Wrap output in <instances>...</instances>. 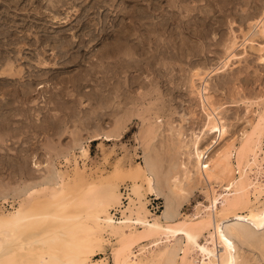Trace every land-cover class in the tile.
Here are the masks:
<instances>
[{"label": "bare ground", "instance_id": "obj_1", "mask_svg": "<svg viewBox=\"0 0 264 264\" xmlns=\"http://www.w3.org/2000/svg\"><path fill=\"white\" fill-rule=\"evenodd\" d=\"M19 1L20 0H18L17 2L14 1V3H18ZM51 1L50 3H52ZM103 1L105 2V0ZM139 1L141 2V0H137V2ZM143 1L144 3L142 5L137 3L138 8L133 7L130 10L125 9L124 12L119 15L122 16L120 18V23H122V25L121 27H118L119 29L117 30L114 29L116 24L114 25V30L112 32L115 35V41L107 42L94 54L92 52V54L89 53L88 55L90 56L86 58L89 59V66L84 70H80L77 73L71 75V77L69 78L67 76V78H62L66 85L57 88L55 86V90L50 88L51 94L49 95V98L45 97L44 101L48 102L50 100L53 101L55 105L63 107L65 106V104L70 102L71 105L73 103V105L76 104V107H78V105L84 103L82 101L83 98L85 99V97H87L92 109L94 107V99L97 106L93 108V110L90 109L91 112H93V115L90 114V112L88 114L86 112L83 113V115L85 114V116L82 118L90 120L93 119L92 121L99 120L98 123H101L103 115L108 114V116L112 117V127H110L109 130H105V132L103 133H97L96 135H94V137L92 136L94 139L105 138L107 140H115L123 135L129 122L134 117H139L141 119V124L138 130L137 139L139 140L138 143L142 144V146L144 147L143 152H145V155L143 156L145 159V164L138 165L137 168L132 169V171L128 173V177L132 179V183H129L124 191H122L123 189H121L120 183L118 182L119 180H117L118 178L111 179L109 177V179L103 171L97 169L93 170L87 168L86 166H81L76 158V155L75 157L73 156V161L67 154L64 155L67 162L66 168L54 166L55 164L53 163V158H48L49 161H47V163L44 165L48 167L49 173L45 171V174L42 175V179H40V175V177L38 178L40 181L38 179V181L33 182L30 181L31 179L27 181V177L24 176L27 179L25 180L27 182L24 181L26 185L25 189L23 187H20L21 190H19V188H15L19 185L13 184L14 182L11 183L15 186L10 187V182L8 181V183L5 184V179H2V182L4 184L0 182V196L4 191H6V195L8 194V190H6V188L8 187H10L9 190L15 188L16 192L18 190L19 193H16L13 190V192L16 193L15 196L17 195V200L12 203L11 208H7L4 204H0V264H264V98L256 101L258 103V109L255 119H252L253 121L251 120L250 123L247 122L249 125L245 126L241 130V133H232L233 131L231 132L229 122L231 118L229 119L226 116L228 113H223L224 109H222V103L218 104L214 100L212 86L209 82V76H212L210 74L213 72L214 74H216L223 69L225 70V68L230 64V61H232L233 58L243 60L242 57H244L245 55L241 56L240 54L242 52H236L237 48L241 45L244 46V52L247 51L249 47L251 50L258 53V60L260 62H264V42L260 43L261 41H264V7L262 8L261 13L259 12L260 14L254 15L253 17L249 15L250 12L248 13L246 11L247 9L245 10V12H243L244 14L246 13L245 15H243V13L239 15L238 19L240 20V30L238 29V32L241 33V39H239L236 28H233L234 24L238 23V20L235 18H231V36L228 38V42H225L227 56L222 62L220 61L221 63L218 66L209 68V65L207 64L208 66H205L201 63V60L199 63L201 67L198 65L197 61V64H190V67L192 65H197V67L194 66L192 69L189 68L191 70L190 74L187 72L189 74L187 76V87H189L191 94H194L199 98V106L204 113V120L202 124L199 123L200 125L198 124L197 126L196 123V126H193L192 128H186L185 126L183 128V125L178 128L179 125L176 126L175 123H173V125L172 123L168 124V127H166L165 125L164 127H162V125L164 124V122L162 121L164 119H162L161 116L165 114V106L167 104H163V106L161 104L158 105L159 102L157 101H159V99L161 98L156 99V101L154 99L159 96V94L157 95V93L160 92V81L157 78V74L158 76L164 75V77H171V67L173 66L171 64L170 67L166 63L167 61L164 62L162 60L163 57H170L168 59L171 62V58H175L177 57V55L179 56V52L177 49V55H174V52L172 53L173 55L171 53L168 54V51L171 49V47L169 49V45L172 44L171 42H173L174 35V29L170 30L169 28V20L173 17V14L168 15L170 13L167 9L165 10L163 5L162 9L165 10L164 13L167 11L168 14H161L160 11L162 10L160 0ZM186 1L188 2V0H170V5L175 6L177 5V3H186ZM56 2L61 1L56 0ZM226 2L228 1L226 0ZM53 4L54 2L52 3V5ZM110 4H108V6L112 7L110 6ZM102 5L104 4H101V6ZM227 5L228 3L226 4V8L228 7ZM209 6L212 7V5L208 4L206 10L204 9L205 7L200 6V9L198 8L199 10H201L199 13L202 12L204 14H193L195 16H192V19H195L196 17L197 21L199 22L201 20H205V18H207L208 16L209 19L212 18L211 15H209V12H212L213 9L210 8L211 11H207L209 9ZM53 7H55V5H53ZM97 7L99 8L98 5L96 6V8ZM185 7L186 9H189V11H191L188 5L183 6V8ZM220 7H222V5H220ZM224 7L225 6H223V8ZM256 7L259 8L257 4L255 8ZM194 9L195 8H193L192 11H194ZM179 14L181 13L179 12ZM98 15H100V13ZM182 15L183 14H181V16ZM190 15H192V13ZM126 17H130V22H125L122 20ZM25 18L27 17L25 16ZM179 19L181 21V23H179L182 29L181 33L184 34L186 31L185 29H187L192 25L193 22H195L193 20V22H189L191 21L189 20V18L188 21L185 22L187 24L183 25L181 17H179ZM206 22L205 26H207ZM208 23L209 22H207V24ZM197 27L196 29L197 31H199L201 28L198 29ZM210 29L208 28L209 31ZM92 31L90 30V32ZM191 31H194V29ZM199 33L202 32L199 31ZM199 33L197 32L196 36H198ZM205 35L207 34L205 33ZM205 35L203 34V37ZM92 37L95 38V34L94 36L92 35ZM198 37L200 38V36ZM40 39L38 41H40ZM50 39L51 38H49V40ZM56 39L57 38L54 39V42ZM166 39H168L167 41L168 43H170L168 44V46L167 43L164 45ZM47 40L45 39L44 41L46 42ZM70 40L72 39H68L70 43H67L68 41L64 42L67 44L63 45V49L61 48L62 50L59 49L64 43L60 44L61 46L56 47V45H53L51 47L53 51L51 52V54L55 53L56 55H59L56 56V58L62 57L63 60L60 61L63 62L61 64L59 60H56L54 62L49 61L47 58L48 56L46 57L45 55V57H43L42 51H39L38 49L39 52H37L39 53V57L40 55L42 57H40L38 61L36 60L37 63L33 65L38 68L40 66V69L41 67L43 69L58 68V70H55L59 73L65 71L66 68L72 65L71 63L76 62L77 59L80 58V54L77 55V52L75 53V55H73L72 58H70L72 49L69 50L71 51V54L69 55L70 57L67 56L69 48H65L66 45H68V47H71L76 43V39L74 41ZM41 41H43V39ZM90 41H88V44L90 43ZM188 41L189 40H187V43ZM239 41H242V43L240 44ZM255 41L258 42L255 43ZM24 42H26V40ZM51 42L54 43L53 41ZM3 43L1 44L2 47ZM31 43L34 44L33 41H31ZM43 44L44 46H48V43ZM88 44H85V46H87ZM4 45L11 46L10 43ZM49 45L52 44L50 43ZM77 46L75 45L74 48ZM199 46L200 44L198 45V47ZM91 47L88 46V50L89 48L91 50ZM173 47L176 48V46ZM192 47L190 46L188 48ZM36 48H39V46H37ZM41 48L42 50H44L45 47L43 48L42 46ZM11 49L13 48L8 49V51ZM15 49H20V47H15ZM16 50L13 49V51ZM193 50L194 47L190 50L192 51L191 53H193ZM195 50L197 51V49ZM199 50L200 49H198V51ZM8 51L2 52L7 54ZM182 51L180 52V55ZM249 51H247L246 55H248ZM19 52L21 53L22 51L20 50L18 51V53ZM46 52L47 51H45V53ZM73 52H75V50ZM187 52L190 53L188 49ZM14 53L15 55L18 54L16 52ZM194 54L195 52L193 53V55ZM16 56L17 57L15 59L13 58V55L10 56V54L0 55V63H2L0 64V78L1 80H4L5 84H7L6 82H9L8 85H10L13 82L12 80L17 81L25 76H22L24 74L22 72V68L16 69L20 65L19 63V65L16 66L18 61L22 63L21 59L18 58L19 55ZM94 57L95 62L92 59ZM184 57L187 58V56ZM184 57H182V59H184ZM176 60L179 61V59L177 58ZM86 62L88 61L86 60ZM174 62L172 61L173 65ZM77 63H79V61ZM186 64L189 65V63L187 62ZM202 65H204L205 68ZM30 67H33L32 63ZM207 67L208 69H206ZM33 70L34 72L36 71V69ZM145 70L149 72L152 71V73H155V76L153 77L151 75L152 78L148 79L146 76L150 77V74L148 73L149 75L146 76L143 75L145 74ZM27 71L30 72L32 70ZM181 71L185 70L183 69ZM97 72L104 73V76L101 77V80L99 78L96 81L99 86L103 87L104 89H100L99 87L98 90L100 89L101 91L99 90L98 92V90H96L94 92L93 89L96 86H92V91L88 89L85 91L83 87L89 85L88 82L97 77ZM132 72H136V74L133 73V75H131ZM183 73V75H181L182 77L186 74L185 72ZM35 75L37 79L38 76L40 78L43 74L41 76L39 74ZM56 75L59 74L57 73ZM173 77H175V75H173ZM29 78H25V80H29ZM184 81L182 83H184ZM24 82L21 84H24ZM35 83H29L30 85H25V87L23 86V90L19 89L20 85L18 86L19 88L16 87V89H0V132H3L2 134H0V139H2L3 137L5 138V136H10V134L12 135V133H15L12 132L15 130L14 126L12 125V123H15L12 121L13 117L19 114L18 112L23 111L20 110V105L18 106L20 111H16L18 108L15 103L18 102L20 104H28L30 103V100H35V98L31 99V97H33V92L37 90V88H35ZM38 83L41 82L39 81ZM69 83H71L72 85H69ZM70 86L73 87L74 92H72L74 93V95H76V98L74 95L73 98H71V95H69L70 90L68 89V87ZM135 86H139L141 87V89L143 87L145 92H143L142 96H134V94L131 93L132 88H134ZM43 87H45V84H39L38 86V88L40 89H43ZM40 89L38 90L42 91ZM103 90H107L108 93L106 92L107 94H103ZM141 91L137 93L139 94ZM42 92L44 93L45 91L43 90ZM1 94L3 95L2 97ZM78 96L80 97L78 98ZM141 100H143V102ZM147 100L149 102L148 106L146 105ZM106 103L107 106L110 107V110L108 109V113L106 111L105 113H103V111L100 110H103L101 109L102 107L105 108L104 105L106 106ZM251 104H247L248 107L246 106V109H249ZM34 105H37V103H35ZM168 106H170V104ZM23 107L24 106H22V108ZM98 107H100V110ZM71 108L73 110H70L73 113L71 117L82 120V118L80 117L81 114L79 113L80 111L78 110V113L80 114L79 116L76 108L70 107V109ZM166 108L168 107L166 106ZM22 114H24V112ZM173 115L171 117H173ZM183 116L184 120H188L186 113L183 114ZM183 116L181 115V120ZM35 120L36 119H34L33 121ZM84 121L87 122L86 120ZM84 121L83 124L85 123ZM169 121L167 122L169 123ZM50 122L53 125L55 124V126H58L55 121ZM50 122L48 123L50 124ZM93 124H95V122H93ZM98 125L96 124L95 126ZM20 128H16V130L19 131ZM46 128H48V126ZM161 129H165L164 132L162 131V134L164 133L163 136L165 135V131H167L169 135L171 134L170 139H172L168 140L171 142V144L167 142L169 148L167 149L165 147L166 149H163V151H161L162 148L161 150H158L157 148L159 147H156L157 145L154 144L156 138L160 135ZM2 140L4 142V139ZM167 143H164V145H167ZM172 145L175 146L173 149L170 147ZM70 146H67V148L69 149ZM80 147L81 155L86 157L89 154L88 147L83 144ZM68 149L67 151H69L71 148L69 150ZM60 151L61 149H59V152ZM61 153H63V149ZM9 154H11L12 156V153L9 152ZM179 154L181 157L179 156ZM2 155L4 156V154ZM55 155H57L56 152ZM8 156L9 155H7L5 160H8ZM24 156L26 158V155ZM15 158L16 157L14 155L13 159ZM15 160L13 162L11 160L10 162L9 158V162L12 163L13 166H15ZM167 162L168 166L166 167L165 163ZM7 163L8 161L6 162V164ZM38 164L40 165V163ZM38 164L35 165L38 167ZM24 165L22 166L24 167ZM13 166L10 165V167ZM47 167L44 166V168L46 169ZM14 168L13 170L11 168V171H14ZM44 168H42L41 170H45ZM118 169L119 168H117V172H119ZM38 170L39 169L37 168V172L41 171ZM21 171L22 170H20L19 172L22 174L25 173ZM14 172H16V170ZM26 172L30 174L29 171ZM10 173L11 172H9V174ZM22 174H19L18 179L21 178ZM39 174H36V176H34L33 178H37V175ZM27 176L29 177L30 175ZM7 177L9 176L7 175ZM15 178L12 177L11 179ZM18 179L16 181L19 183L22 179L20 181H18ZM6 185L9 186L7 187ZM197 188H200V191L203 190L206 196V200L197 201V203L193 205V210L191 212H183L184 203L191 200V197L193 196ZM150 194L156 195V198L163 197L165 199L164 209L161 210L160 213V206L158 205L157 207L154 204L153 198H149Z\"/></svg>", "mask_w": 264, "mask_h": 264}, {"label": "rangeland", "instance_id": "obj_2", "mask_svg": "<svg viewBox=\"0 0 264 264\" xmlns=\"http://www.w3.org/2000/svg\"><path fill=\"white\" fill-rule=\"evenodd\" d=\"M14 1H18V0H14ZM13 0H0V55H9L12 56L13 55V58L16 59V55H19L18 58L21 59L22 63L20 61H18L17 65H19V67H17L16 69H19V68H22V72L24 73L22 76H27V77H23L22 79H19L17 81L15 80H12L13 82L9 84V82H6L7 84L4 83V80L0 78V89H4L5 88H13V89H16L19 88L18 86L20 85V88L19 89H24L23 86L25 87V85H30L29 83H35V88H37L36 91L33 92L31 99H34L35 100H30L28 104H20L18 102L15 103V105L18 106L20 105V110H23V111H20L19 108L16 110V111H20L18 112L19 114L15 115L13 117V122L15 123H12V125L14 126L15 130L12 131V132H15V133H12V135L10 134V136H5V138L3 137L2 139H4V142L2 139H0V182H2L3 180L2 179H5L4 180V183L7 184L8 181L10 182V187H14L15 185H19L18 187L16 186L15 188H19L20 187H23L24 189L26 188V185H25V182L29 181H38L40 175H41V178L42 179V175L45 174V171H47V173H49L48 171V167L44 164L47 163L48 158L49 159H52L53 160V163L55 164L54 166L56 167H61V168H66V158L64 157V155H68L72 160L74 159L75 155H76V158L79 162V164L81 166H86L87 168L89 169H97V170H100V171H103L105 173V175L108 176V178L110 177L111 179H117L119 180L118 182L120 183V186H121V189H123L122 191H124L126 189V186L129 184V183H132V179L130 177H128V173L130 171H132V169H135L137 168L138 165H143L145 164V159H144V156L145 155V152L144 151V147L142 146V144L138 143L139 140L137 139V134H138V130L140 128V124H141V119L139 117H134L128 124L127 128L125 129L123 135L115 140H107L105 138H99V139H94V135H96L97 133H103L105 132V130H109L111 126V123H112V117L111 116H108V114H105L103 115L102 117V121L101 123H98L99 120H90V119H84L82 117L85 116V114L83 115V113H86L87 114L90 112V114H92L93 112H91V110H93V108H95L97 106L96 102L94 101L93 99V108L91 109V106H90V103L88 102V98L85 97V99L83 98V102L84 103H81V105H78V107H76L77 105H71L70 102H68L67 104H65V106H57L53 103V101H44V98L47 97L49 98V95L51 94L50 93V88L55 90L57 87H62L63 85H66L63 81L62 78H69L71 77V75L77 73L78 71L80 70H84L85 68H87L89 65V59H86L88 58L90 55H88L89 53L90 54H94L96 53V51H98L99 49H101L107 42L109 41H115V35L114 33L112 32L114 29L117 30L119 29L118 27H121L122 23L121 22V17L122 16H119L122 12H124V10L126 9H132L133 7L135 8H138V4L142 5L144 3L143 0H141V2H137V0H105V2L103 0H66L68 2H65L63 0H60L61 2H56V0H20L18 3H14ZM47 1V2H46ZM50 1L55 5V7H53L52 3H50ZM59 1V0H58ZM78 1V2H77ZM99 1H102V2H99ZM143 1V2H142ZM213 1V2H212ZM225 3H224V2ZM228 2H226V0H203V1H200V0H188V2L186 1V3H177V5L175 6H171L170 5V0H160V5H161V14H168L167 11L164 13V11L167 9L169 11L170 14L168 15H172L173 14V17L169 20L170 22V30H173L174 32V35H173V42H171L172 44L168 43V39L165 40L164 42V45L167 43V46L168 44L169 45V49L171 47V49L168 51V54L169 53H173L174 52V55L178 54L177 53V50L179 52V56L177 55V57H173L171 58V62L168 58L170 57H166L164 58L163 57V61L166 62L170 67H171V64L173 67H171L172 69V72H171V77L168 78V77H164V75H159L157 74V78L159 79L160 81V92L157 93V95L159 94V96H157L155 99H158V98H161L159 99V104H161L163 106V104H167L166 106L168 108H166L165 106V109H166V112L165 114H163V116H161L162 119H164L162 122H164V124L162 125V127H164V125L166 127H168L169 125L168 124H171L173 125V123L176 124V126H178V128H180L182 125H183V128L184 126L186 128H192L193 126H196V123H197V126L198 124H202L203 123V120H204V113L202 112V109L200 108V104H199V98L197 96H195L194 94H191L190 90H189V87L188 86V83H187V76L190 74V70L195 66L197 67V65H192L190 67V64H197L198 62V65L200 66V60H201V63L204 64L205 66H208L209 68L210 67H213V66H218L227 56V52H226V43L228 42V38L231 36V27L232 25L230 24V21H231V18H235L237 19L238 23L234 24L233 28L237 30V34L239 36V39H241L242 36H240V32H238L240 30V25H239V22L240 20L238 19L239 15H241L243 12H245V10L249 13L250 16H254V15H258L261 13L262 11V8L264 7V0H227ZM234 3H233V2ZM236 1V2H235ZM56 2V4H55ZM75 2V4H74ZM82 2V3H81ZM104 2V3H103ZM109 2V3H108ZM124 4H123V3ZM216 2V3H215ZM238 2V3H237ZM10 3V4H9ZM49 3V5H48ZM60 7H59V5ZM70 3V4H69ZM74 5H73V4ZM89 3V4H88ZM92 3V4H91ZM99 3V4H98ZM107 3V5H106ZM111 3V4H110ZM138 3V4H137ZM162 3V4H161ZM168 3V4H167ZM191 3V4H190ZM212 3V4H211ZM220 3V4H219ZM228 3V7L226 8V4ZM9 4V5H8ZM51 4V5H50ZM62 4V6H61ZM65 4V5H64ZM94 4V6H93ZM101 4H104L101 6ZM108 4H110V6L112 7H109ZM115 4V5H114ZM188 5V7H190V10L189 9H186L183 8L184 5ZM209 5H212L209 6L208 10L207 11H211L210 8H212V12H209V15H211L212 18L209 19V16L207 18H205V20H201V21H197L196 17L195 19H192L193 17L192 16H195L193 14H204V13H199L201 10L200 9V6L202 7H205L204 9L206 10L207 6ZM225 4V5H224ZM259 6L255 8V6ZM11 5V6H10ZM19 5V6H18ZM58 5V6H57ZM85 5V6H84ZM90 5V6H89ZM99 6V8L96 6ZM117 5V6H116ZM123 5H124V8H123ZM162 5L163 7L165 8V10H163L162 8ZM196 5V6H195ZM199 5V6H198ZM220 5H222V7H220ZM23 9H22V7ZM122 6V7H121ZM216 6V7H215ZM223 6H225L223 8ZM27 7V8H26ZM89 7V8H88ZM103 7V8H101ZM107 7V8H106ZM121 9H119V8ZM126 7V8H125ZM169 7H170V10H169ZM192 7V8H191ZM197 7V8H196ZM237 7V8H236ZM10 8V9H9ZM87 8V9H86ZM109 8V9H108ZM194 9V11H192V9ZM199 8V9H198ZM224 10H223V9ZM236 8V9H235ZM18 9V10H17ZM107 9V10H106ZM221 9V10H220ZM24 10V11H23ZM87 10V11H86ZM120 12H119V11ZM182 10V12H181ZM188 10V11H187ZM227 10V11H226ZM233 12H232V11ZM257 10V11H256ZM115 11V13H114ZM173 11V12H172ZM186 13H185V12ZM206 11V12H207ZM220 11V12H219ZM240 11V13H239ZM242 11V12H241ZM13 12V13H12ZM28 12V13H27ZM118 12V13H117ZM176 12V13H175ZM179 12L181 14H183L181 16V14H179ZM219 12V14H218ZM252 12V14H251ZM254 12V13H253ZM260 12V13H259ZM7 13V14H6ZM12 13V14H11ZM16 13V14H15ZM100 13V15H98ZM108 13V14H107ZM175 13V15H174ZM192 13V15L190 14ZM211 13V14H210ZM256 13V14H255ZM84 14V15H83ZM87 14V15H86ZM188 14V16H187ZM225 14V15H224ZM246 14V13H245ZM243 13V15H245ZM14 15V16H13ZM57 15V16H56ZM118 15V17H117ZM191 17H190V16ZM213 15V16H212ZM25 16L27 18H25ZM86 16V17H85ZM111 16V17H110ZM56 17V18H55ZM92 17V18H91ZM101 17V18H100ZM179 17H181L182 19V23L183 25L184 24H187L185 22L189 20V22H193V21H197L196 23L193 22L191 26H187L188 28L185 29V34H188V35H185L184 33H181L182 29L180 27V24L181 21L179 19ZM23 18V19H22ZM103 18V19H102ZM107 18V19H106ZM90 21H89V20ZM101 19V20H100ZM106 19V20H104ZM179 19V20H177ZM209 19V20H208ZM214 19V20H212ZM105 22H104V21ZM115 23H114V21ZM123 21L125 22H130V17H126L124 19H122ZM184 20V21H183ZM186 20V21H185ZM193 20V21H192ZM208 20V21H207ZM216 20V21H215ZM229 20V21H228ZM5 21V22H4ZM10 21V23H9ZM16 21V22H15ZM175 21V22H174ZM204 21V23H203ZM209 22L207 24V22ZM15 22V23H14ZM39 22V23H38ZM80 22V23H79ZM98 22V23H97ZM118 22V23H117ZM205 22H206V25L205 26ZM244 22V21H243ZM42 23V24H41ZM179 25H177V24ZM212 23V24H211ZM219 23V24H218ZM2 24V25H1ZM14 24V25H13ZM90 27H89V25ZM93 26H92V25ZM112 24V25H111ZM116 24L115 28H114V25ZM120 24V25H119ZM174 24V25H173ZM176 24V25H175ZM195 24V25H194ZM203 24V25H201ZM230 24V25H229ZM241 24V23H240ZM243 24V23H242ZM5 25V26H4ZM45 25V26H44ZM119 25V26H118ZM212 27H210V26ZM10 26V27H9ZM88 26V27H87ZM113 26V27H112ZM173 26V27H172ZM198 26V27H197ZM200 26V27H199ZM209 26V27H208ZM239 26V27H238ZM8 27V28H7ZM110 27V28H109ZM172 27V29H171ZM176 29H175V28ZM179 27H180V30H179ZM195 27V28H194ZM196 27L199 29L201 28L199 31L202 32L204 35L205 33L207 35H205L203 37V34L202 33H199V31H197ZM204 27V28H203ZM218 27V28H217ZM7 28V29H6ZM44 28V29H43ZM48 28V29H47ZM68 28V29H67ZM95 28V29H94ZM114 28V29H113ZM208 28L210 29V32L208 30ZM4 29V31H3ZM11 29V30H10ZM104 29V30H103ZM112 29V30H111ZM190 31H189V30ZM194 31H191L193 30ZM196 29V30H195ZM239 29V30H238ZM46 30V32H45ZM49 30V31H48ZM90 30L93 32H90ZM208 30V31H206ZM61 31V32H60ZM69 31V32H68ZM73 31V32H72ZM102 31V32H101ZM106 31V32H105ZM111 31V32H110ZM196 31V32H195ZM204 31V32H203ZM3 32V33H1ZM96 32V33H95ZM108 32V33H107ZM197 32L199 33L198 36H200V38L197 35ZM208 32V33H207ZM46 33V34H45ZM48 33V34H47ZM50 33V35H49ZM65 33V34H64ZM91 35H89V34ZM101 33V34H100ZM195 33V34H194ZM224 33V34H223ZM229 33V34H228ZM1 34H4V35H1ZM7 34V35H6ZM95 34V39L94 37H92V35L94 36ZM97 34V36H96ZM112 34V35H111ZM190 34V35H189ZM194 34V35H192ZM202 36H201V35ZM210 34V36H209ZM14 35V36H13ZM47 35V36H46ZM57 35V36H56ZM65 35V36H64ZM114 35V36H113ZM214 35V36H213ZM13 36V37H12ZM52 36V37H51ZM56 36V37H55ZM60 36H63V37H60ZM69 36V37H68ZM186 36V38H185ZM209 36V37H208ZM212 36V37H211ZM228 36V37H227ZM6 37V39H5ZM19 37V38H18ZM23 37V38H22ZM26 37V39H25ZM29 37V38H28ZM57 38L55 40L58 41V42H54V39ZM59 37V38H58ZM76 37V38H75ZM90 37V38H89ZM91 37H92V40H91ZM188 37V38H187ZM202 37V38H201ZM8 38V40H7ZM40 41H38L39 39ZM49 38H51L49 40ZM72 39L70 41H76L75 45L78 46L74 48V46H71V47H68V45H66L65 48H69L68 49V54L67 56H69L72 51V54L69 56L70 58L73 57V55H75V53L77 52V55H79L80 58L77 59L76 62H73L71 63L72 65L69 66L68 68H66L65 71H62L61 73L59 72H56L55 69L58 70V68H45L43 69L41 67L40 69V66L39 68L36 67L35 63H37L38 59L40 57H42L40 55L39 57V51L41 50L42 51V54H43V57H46L48 58L49 61H60V60H63L62 57L59 58L56 56H59V55H56L55 53L51 54L52 49L51 47L54 45L57 46H61L60 44L64 43V42H67L68 39ZM80 38V39H79ZM114 38V39H112ZM197 38V39H195ZM210 38V39H209ZM13 39V40H12ZM15 39V40H14ZM30 39V40H29ZM43 39V41H41ZM47 40L46 42L44 40ZM59 39V40H58ZM67 39V40H66ZM94 39V40H93ZM193 39V40H192ZM12 40V41H11ZM26 40V42H24ZM28 40V41H27ZM35 40V42H34ZM64 40V41H63ZM91 40V41H90ZM187 40L188 43H187ZM198 40V41H197ZM220 40V41H219ZM224 40V41H223ZM9 41V42H8ZM16 41V42H15ZM22 41V42H21ZM31 41H33L34 44L31 43ZM51 41H53L54 43H52ZM60 41V42H59ZM81 41V42H79ZM83 41V42H82ZM85 41V42H84ZM87 41V43H86ZM88 41H90V45L88 44ZM167 41V42H166ZM186 41V42H185ZM194 41V42H193ZM196 41V43H195ZM202 41V43H201ZM205 41V42H204ZM223 41V42H222ZM4 42V43H3ZM6 42V43H5ZM13 42V43H12ZM28 42V43H27ZM38 42V43H37ZM40 42V43H39ZM105 42V43H104ZM198 42V43H197ZM200 42V43H199ZM226 42V43H225ZM240 42V41H239ZM258 41H255V43H257ZM264 41H261L260 43H262ZM3 43V47L1 46V44ZM7 43H10L11 46H8V45H4V44H7ZM12 43V44H11ZM31 43V44H29ZM41 43H42V46L44 48V50H42V46H41ZM47 44L48 43V46H44V44ZM52 44V45H49V44ZM67 43H70L69 41ZM67 43H64L62 44V46L58 47L59 50H62L63 49V45L67 44ZM80 43V44H79ZM83 43V44H82ZM174 43V44H173ZM179 43V44H178ZM195 43V44H194ZM242 43V41L240 42V44ZM15 44V45H14ZM37 44V45H36ZM82 44V45H81ZM85 44H88L87 46H85ZM185 44V45H184ZM200 44V46L198 47V45ZM202 44V45H201ZM223 44V45H222ZM264 44V43H263ZM22 47H21V46ZM33 47H32V46ZM82 47H81V46ZM84 45V46H83ZM92 45V47H91ZM176 46V48H174L173 46ZM194 47V50L197 49H200L197 53V51L193 50V53L195 52V54L193 55V53H191L192 51H190L191 49H193ZM19 46L20 49H15L16 48H19L17 47ZM24 46V47H23ZM35 46V47H34ZM37 46H39V48H36ZM80 46V47H79ZM88 46L91 47V50L89 52L88 50ZM178 46V47H177ZM192 47V48H188V47ZM50 47V49H49ZM74 49H73V48ZM80 49H79V48ZM173 47V49H172ZM182 49L183 47V52L182 50L179 49ZM10 48H13L14 50L16 51H13V49L9 50ZM62 48V49H61ZM77 48V49H76ZM83 48V49H82ZM86 50H85V49ZM2 49V50H1ZM5 49V50H4ZM37 49V50H36ZM39 49V51H38ZM66 49V50H67ZM72 49V50H71ZM82 49V50H81ZM177 49V50H176ZM186 49V50H185ZM187 49L190 53L187 52ZM190 49V50H189ZM202 49V50H201ZM7 54L3 53V52H7ZM22 51L20 54L23 56H21L18 51ZM36 50V51H35ZM71 50V51H69ZM75 50V52H73ZM78 50V51H77ZM172 50V51H171ZM250 50V51H249ZM3 51V52H2ZM38 51V52H37ZM45 51H47L45 53ZM83 51V52H82ZM86 51V52H85ZM171 51V52H170ZM182 51L181 55H180V52ZM201 51V52H200ZM247 51H249L248 55L247 54ZM244 52V46L241 45L237 48L236 52H239L241 53L240 55L241 56H244L242 57L243 60H239L238 58H233L232 61H230V64L231 66H227L225 68V70H221L219 73H216L214 74L211 73L210 75L212 76H209V82L211 83V86H212V91H213V94H214V100L220 104L222 103V106L224 109L223 110V113L227 114L226 116L230 119V129H231V132L232 133H237L239 134V132L241 133V130L245 127V126H248L250 123V121L253 119H255V116H256V112H257V109H258V103L256 102L257 100H260V99H263L264 98V62H260L258 60V53H256L255 51L251 50L249 47H248V50ZM18 53L15 55V53ZM25 52V54H24ZM35 52V53H34ZM63 52V51H62ZM60 52V53H62ZM80 52V53H78ZM92 52V53H91ZM3 53V54H2ZM14 53V54H13ZM50 53V54H49ZM12 54V55H11ZM35 54V55H34ZM55 54V55H54ZM85 54V55H84ZM187 56L184 57L183 56ZM189 54V55H187ZM191 54V55H190ZM199 54V55H198ZM203 54V55H202ZM25 55V56H24ZM28 56V59H27V56ZM54 55V56H53ZM84 55V56H83ZM88 55V56H87ZM173 55V54H172ZM30 56V57H29ZM33 56V57H32ZM37 56V57H36ZM84 58H83V57ZM184 57V59H182V57ZM196 56V57H195ZM53 57V58H51ZM181 60H180V58ZM205 57V58H204ZM17 58V59H18ZM23 58V60H22ZM30 58V59H29ZM33 58V59H32ZM82 58V59H81ZM179 59L178 60H176ZM81 59V61H80ZM85 59V60H84ZM93 61L95 62V57L92 58ZM165 59V60H164ZM26 60V61H25ZM33 60V61H31ZM35 60V62H34ZM37 60V61H36ZM84 60V61H82ZM86 60L88 62H86ZM184 60V61H183ZM29 61V62H28ZM79 61V63H77ZM172 61L174 62V65L172 63ZM190 61V62H189ZM194 61V62H193ZM197 61V62H196ZM205 63H203V62ZM221 61V62H220ZM250 61V62H249ZM32 63V66L33 67H30L31 63ZM34 62V63H33ZM63 61H60V64L62 63ZM189 63L188 64H186ZM234 62V63H232ZM77 63V64H76ZM87 63V64H86ZM181 63V64H180ZM185 63V64H183ZM2 64V63H0ZM22 64V65H21ZM76 64V65H75ZM208 64V65H207ZM70 65V64H68ZM176 65V67H175ZM202 65V66H204ZM23 66V67H22ZM178 66V67H177ZM184 66V67H183ZM204 66V68H205ZM35 67V68H34ZM75 67V68H74ZM175 67V68H174ZM181 67V68H180ZM187 67V68H186ZM201 67V66H200ZM208 67L206 69H208ZM28 68V69H27ZM30 68V69H29ZM32 68V69H31ZM73 68V70H72ZM186 68V69H185ZM191 68V69H189ZM32 70V71H27V70ZM33 69H36V71L34 72ZM49 70V73H48V70ZM51 69V70H50ZM175 69V70H174ZM185 70V71H181V70ZM189 69V70H188ZM24 70V71H23ZM39 70V71H37ZM41 70V71H40ZM46 70V71H45ZM72 70V71H71ZM75 70V71H74ZM188 70V71H186ZM27 73H26V72ZM178 71V73H177ZM34 72V73H33ZM38 72V73H37ZM43 72V73H42ZM47 72V74H46ZM56 72V73H55ZM147 72V73H146ZM175 74H174V73ZM185 72L186 74L182 77L181 75H183L182 73ZM189 74H188V73ZM27 75H26V74ZM29 73V74H28ZM42 73V74H40ZM59 74V75H56V74ZM133 73L136 74V72H132L131 75H133ZM145 74L143 75H149L150 77L146 76L148 79L149 78H152L151 75L154 77L155 76V73H152V71H147L145 70L144 72ZM149 73V74H148ZM35 74H39L41 77L39 78V76L37 77L36 79V75ZM214 74V75H213ZM31 75V76H29ZM35 75V77H34ZM173 75H175V77H173ZM67 76V77H66ZM96 76L92 81L88 82L89 85H87L86 87L84 86V90L86 91L87 89L92 91L93 87H94V92L96 90H98V88L100 87L99 84L96 82L97 79L100 78L101 80V77L104 76V73L102 72H97L96 73ZM30 77V78H29ZM33 77V78H32ZM94 77V76H93ZM160 77V78H159ZM180 77V78H178ZM25 78H29V80H25ZM35 78V79H34ZM167 78V79H166ZM183 80H182V79ZM186 78V79H185ZM24 79V80H23ZM41 79V80H39ZM96 79V80H95ZM169 79V80H168ZM176 79V80H174ZM221 79V80H220ZM223 79V80H222ZM22 80V81H21ZM33 80V81H32ZM62 80V81H61ZM103 80V79H102ZM171 80V81H170ZM182 80V81H180ZM185 80V81H184ZM3 81V83H2ZM15 81V82H14ZM19 81V82H18ZM26 84H25V82ZM30 81V82H29ZM41 82V83H38V82ZM43 81V82H42ZM176 81V82H174ZM180 81V82H178ZM184 81V83H182ZM24 84H21L23 83ZM178 82V83H177ZM14 83V84H13ZM16 83V84H15ZM28 83V84H27ZM87 83V82H86ZM180 83V84H179ZM38 84V85H37ZM39 84H45V87H43V89H40L38 88ZM58 84V85H57ZM97 84V85H96ZM176 84V85H175ZM179 84V85H178ZM182 84V85H181ZM225 84V85H224ZM69 85H72L71 83H69ZM169 85V86H167ZM173 85V86H172ZM179 87H178V86ZM223 87H222V86ZM14 86V87H12ZM47 86V87H46ZM56 86V88L54 89V87ZM93 86V87H92ZM177 86V87H175ZM162 87V88H161ZM174 89H173V88ZM221 87V88H220ZM46 88V90H45ZM92 88V89H91ZM97 88V89H96ZM103 88V87H100V89ZM172 88V89H171ZM38 89L40 90H44L45 92L43 93L42 91H39ZM49 89V90H48ZM68 89L70 90V93L69 95H71V98H73L75 96L76 98V95H74V91H73V87L70 86L68 87ZM72 89V90H71ZM99 89V90H100ZM104 89V88H103ZM141 89V87L139 86H135L134 88H132V94H134V96H137L140 97L142 96L143 92H145V90L143 89L142 87V91L139 90ZM98 90V92H99ZM167 92H165V91ZM171 90V91H170ZM174 90V91H173ZM216 90V91H215ZM38 91V92H37ZM48 91V92H47ZM73 91V92H72ZM101 91V90H100ZM104 91V90H103ZM141 91L139 94L137 92ZM37 92V93H36ZM41 92V93H40ZM47 92V93H46ZM107 90L104 91L103 94H107L106 93ZM47 95H46V94ZM49 93V94H48ZM166 93V94H165ZM168 93V94H167ZM170 93V94H169ZM172 93V94H171ZM76 94V93H75ZM163 94V95H162ZM165 94V95H164ZM261 94V95H260ZM40 95V96H39ZM45 95V96H44ZM74 95V96H73ZM169 95V97H168ZM173 95V97H172ZM3 95L1 94V97ZM22 96V94H21ZM36 96V97H35ZM43 96V97H42ZM80 96H78L79 98ZM46 98V99H47ZM244 98V99H243ZM166 99V100H165ZM41 100V101H40ZM170 102H169V101ZM199 100V101H198ZM35 101V102H34ZM143 102V100H141ZM145 101V100H144ZM164 101V103H163ZM251 101V102H250ZM32 102V103H31ZM34 102V103H33ZM53 104H52V103ZM35 103H37V105H34ZM40 103V104H38ZM252 103V104H251ZM89 104V105H88ZM105 104V103H104ZM170 104V106H168ZM224 104V105H223ZM247 104H251V106L249 107V109L247 108L246 109V106ZM24 106L22 108V106ZM31 107H29V106ZM34 105V106H33ZM40 105V106H39ZM45 105V106H44ZM69 107H67V106ZM146 105L148 106L149 105V102L147 100L146 102ZM27 108H26V107ZM178 106H179V109H178ZM226 106V107H225ZM38 107V108H37ZM67 107V108H66ZM70 107H75L76 110H77V113H78V110L80 111L79 113V116L82 118V120H86L87 122H85L83 124V121L81 119H78V118H75V117H71L72 116V112L70 110H72V108L70 109ZM105 108H101L103 110H100V107L99 110L100 111H103V113H105V111L108 113L109 110H110V107L107 106V103H106V106L104 105ZM107 107V108H106ZM170 107V108H169ZM176 107V108H175ZM248 107V106H247ZM29 108V110H28ZM31 108V109H30ZM36 108V109H35ZM79 108V109H78ZM25 109V111H24ZM51 109V110H50ZM68 109V110H67ZM82 109V111H81ZM89 109V110H88ZM91 109V110H90ZM107 109V110H106ZM109 109V110H108ZM168 109V110H167ZM28 110V111H27ZM75 110V109H74ZM87 110V111H86ZM226 110V112H225ZM250 110V111H249ZM30 111V112H29ZM41 111V112H40ZM73 111V110H72ZM253 111V112H252ZM24 112V114H22ZM40 112V113H39ZM65 112V113H64ZM183 112V113H182ZM30 113V114H29ZM172 113V114H171ZM174 113V115H173ZM183 116V114L186 113L187 117H188V120H184V116L182 117V121L181 120V115ZM193 113V114H192ZM27 114V115H26ZM38 116H37V115ZM168 114V115H167ZM37 118H36V116ZM47 115V116H46ZM53 115V116H52ZM68 115V116H67ZM93 115V114H92ZM170 115V117H169ZM173 115V117H171ZM246 115V116H245ZM35 116V117H34ZM191 116V118H190ZM230 116V117H229ZM244 116V117H243ZM28 117V118H27ZM41 117V118H40ZM249 117V118H248ZM22 118V119H21ZM51 118V120H50ZM88 118V117H87ZM34 119H36L35 121H33ZM47 119V120H46ZM77 121H76V120ZM170 119V121H169ZM174 119V120H172ZM233 119V120H232ZM239 119V120H238ZM70 120V121H69ZM89 120V122H88ZM173 122H172V121ZM195 120V121H194ZM252 120V121H253ZM52 121V122H56L58 126H55V124L53 125L51 122L50 124L48 122ZM69 121V122H68ZM169 121V123L167 122ZM175 121V122H174ZM202 121V122H200ZM36 122V123H35ZM40 122V123H39ZM93 122H95V124H93ZM167 122V123H166ZM248 122V123H247ZM19 123V124H18ZM87 123V124H86ZM178 123H181V124H178ZM243 123V124H242ZM29 124V125H28ZM49 124V125H47ZM98 125V126H95V125ZM102 126H101V125ZM194 124V125H193ZM199 124V125H200ZM232 124V125H231ZM242 124V125H241ZM34 125V126H33ZM43 125V126H42ZM48 128H46L47 126ZM168 125V126H167ZM16 126V127H15ZM19 126V127H18ZM100 126V127H99ZM22 129H21V128ZM26 127V128H25ZM102 127V128H101ZM165 127V128H166ZM16 128H20L19 131L16 130ZM55 128V129H54ZM60 130V131H59ZM74 130V131H73ZM165 130V129H164ZM163 129H161V132H160V135L156 138L155 140V143L156 144L155 146L156 147H159L157 148L158 150H162L163 149L165 150L166 148L168 149L169 148V145L167 142H169L171 144L170 141L168 140H172L170 139L171 138V134L169 135L167 133V131H165V135L163 136L162 134V131L164 132ZM18 131V132H17ZM137 131V132H136ZM23 132V133H22ZM27 132V133H26ZM59 132V133H58ZM63 132V133H62ZM3 133V132H2ZM0 132V134H2ZM61 133V134H60ZM78 133V134H77ZM168 135H167V134ZM21 134V135H20ZM77 134V135H76ZM53 135V136H52ZM93 136V137H92ZM78 137V138H76ZM168 137V138H166ZM77 141H76V140ZM75 141V142H74ZM79 141V142H78ZM4 143V144H3ZM76 143V144H75ZM164 143H167V145L165 146ZM78 144V145H77ZM85 145L88 147L89 149V154L85 157V156H82L81 155V145ZM54 145V146H53ZM74 145V146H71ZM164 145V146H163ZM58 147L57 149L56 148H53V147ZM67 146L69 147L70 146V150L67 148ZM17 147V148H16ZM52 147V149H51ZM166 147V148H165ZM172 149L175 147V146H170ZM74 148V149H73ZM59 149H63V153H61V151L59 152ZM67 149L69 151H67ZM19 150V151H18ZM67 151V152H66ZM12 153V156L11 154ZM54 152V153H53ZM55 152L57 153V155H55ZM65 152V153H64ZM77 152V153H76ZM8 153V154H7ZM31 153V154H30ZM61 153V154H60ZM4 154V156L2 155ZM8 156V160H5V158ZM15 155V159L14 158V155ZM59 154V155H58ZM22 155V156H21ZM26 155V158L25 156ZM54 155V156H52ZM11 156V157H10ZM21 156V157H20ZM24 156V157H23ZM74 156V157H73ZM180 156V154H179ZM4 159H3V158ZM13 157V158H12ZM28 157V158H27ZM181 157V156H180ZM179 157V159H180ZM185 157V155H184ZM9 158H10V162L12 160V162L15 160V166H13L12 163L9 162ZM47 159V160H46ZM2 160H3V163H2ZM8 161V163L6 164V162ZM28 162H27V161ZM40 163V165L37 163ZM59 161V162H58ZM61 161V162H60ZM74 161V160H73ZM4 162H5V166H4ZM24 162H25V165H24ZM42 162V164H41ZM52 163V164H53ZM84 163V164H83ZM10 164L11 166L13 167H10ZM38 164V167L36 165ZM83 164V165H82ZM7 165V166H6ZM24 165V167L22 166ZM166 167L168 166V162L165 163ZM4 166V167H3ZM9 166V167H8ZM26 166V168H25ZM47 167L46 168H44ZM15 167V168H14ZM17 167V168H16ZM23 167V168H22ZM11 168L13 170V168L16 170V172L14 171H11ZM20 168V169H19ZM22 168V169H21ZM30 168V169H28ZM37 168L39 170H41L42 168H44L45 170H41L39 172H37ZM117 168L119 172H117ZM22 170L21 172H25L24 174L20 173L19 171ZM24 169V170H23ZM28 169V170H26ZM32 169V170H31ZM36 169V170H35ZM26 171H29L30 174H28ZM34 171V172H32ZM44 171V172H43ZM9 172H11L10 175ZM13 172V173H12ZM32 172V173H31ZM18 173V174H17ZM27 173V174H26ZM40 173V174H39ZM42 173V174H41ZM19 174L21 176L20 179L19 178ZM34 174V175H33ZM36 174H39L37 175L38 177L35 179L33 178L34 176H36ZM5 175V176H4ZM7 175L9 177H7ZM17 177H16V176ZM27 175H30L29 177ZM11 176V177H10ZM27 177V179L25 177ZM7 177V179H6ZM15 178V179H11V178ZM109 178V179H110ZM262 178V177H261ZM11 179V180H10ZM18 179V181H21L18 183L16 180ZM34 179V180H33ZM38 179V180H37ZM129 179V180H128ZM7 180V181H6ZM27 180V181H25ZM25 181V182H24ZM40 181V180H39ZM15 184V185H13ZM18 184H16V183ZM128 182V183H127ZM3 183V182H2ZM3 183V184H4ZM31 183V182H30ZM25 185V187H24ZM7 186V185H6ZM9 186V185H8ZM7 186V187H8ZM10 187L6 188V190H8V194L10 195H6V191L3 192V194L5 195H1L0 196V204H4L7 208H11L12 206V203L15 202V200H17V195L15 196V194L18 192H16V189L13 188L12 190H9ZM22 189V190H24ZM200 188H197L196 191L194 192L193 196L191 197V200L190 201H186L183 205V212H191L193 210V205L197 203V201L199 200H203L205 201L206 200V196H205V193L203 192V190H199ZM13 190L16 192H13ZM13 192V193H12ZM19 193V192H18ZM14 194V195H13ZM7 196V197H6ZM5 200H4V198ZM149 198H153V202L154 204L158 207V205L160 206L159 208V213L161 212V210L164 209V203H165V199L163 197L161 198H156V195H149ZM2 201V202H1ZM152 207V206H150ZM158 210V208H157ZM248 249V248H246Z\"/></svg>", "mask_w": 264, "mask_h": 264}]
</instances>
